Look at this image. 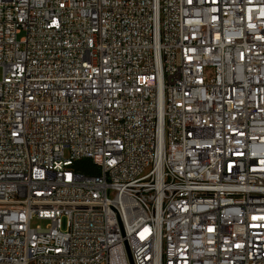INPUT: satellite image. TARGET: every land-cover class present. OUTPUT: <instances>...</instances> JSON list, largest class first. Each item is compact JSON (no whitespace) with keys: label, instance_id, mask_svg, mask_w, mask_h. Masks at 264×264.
I'll list each match as a JSON object with an SVG mask.
<instances>
[{"label":"built area","instance_id":"obj_1","mask_svg":"<svg viewBox=\"0 0 264 264\" xmlns=\"http://www.w3.org/2000/svg\"><path fill=\"white\" fill-rule=\"evenodd\" d=\"M0 69V264H264V0H0Z\"/></svg>","mask_w":264,"mask_h":264},{"label":"rangeland","instance_id":"obj_2","mask_svg":"<svg viewBox=\"0 0 264 264\" xmlns=\"http://www.w3.org/2000/svg\"><path fill=\"white\" fill-rule=\"evenodd\" d=\"M24 35V33H20L18 35V38H21ZM2 77L1 69H0V79ZM91 161L89 159H84L81 164H89ZM48 224V221L46 220H40V219H33L31 222L32 227L42 226L45 227ZM63 226H65V221L63 222Z\"/></svg>","mask_w":264,"mask_h":264},{"label":"trees","instance_id":"obj_3","mask_svg":"<svg viewBox=\"0 0 264 264\" xmlns=\"http://www.w3.org/2000/svg\"><path fill=\"white\" fill-rule=\"evenodd\" d=\"M82 163V161L81 162H79L78 163V167H80V169L81 170H83L84 172H94V173H97L98 171L97 170H95V169H93V167H91V165H89V164H81Z\"/></svg>","mask_w":264,"mask_h":264}]
</instances>
